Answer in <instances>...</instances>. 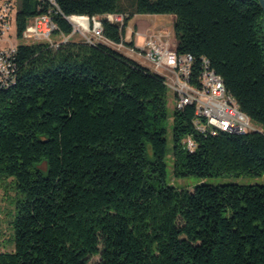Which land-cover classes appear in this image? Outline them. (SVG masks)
Returning a JSON list of instances; mask_svg holds the SVG:
<instances>
[{"label":"trees","instance_id":"obj_1","mask_svg":"<svg viewBox=\"0 0 264 264\" xmlns=\"http://www.w3.org/2000/svg\"><path fill=\"white\" fill-rule=\"evenodd\" d=\"M57 3L56 34L72 33L71 15L114 12L124 21L104 19L111 43L18 46L17 75L0 86V179L11 178L21 197L14 249L0 250V264H264V184L203 182L190 190L166 181L170 154L178 177L264 175L260 1ZM50 4L18 0V34ZM142 13L176 15L177 52L192 53L197 70L209 59L259 124L253 131L205 134L188 104L174 110L169 147L164 74L115 46L128 43V23ZM188 137L194 150L184 145Z\"/></svg>","mask_w":264,"mask_h":264},{"label":"built area","instance_id":"obj_2","mask_svg":"<svg viewBox=\"0 0 264 264\" xmlns=\"http://www.w3.org/2000/svg\"><path fill=\"white\" fill-rule=\"evenodd\" d=\"M49 1V9L34 16L21 35L16 30L17 35L24 40L22 43L49 42L57 48L75 33L111 43L104 35H97V27H103L104 19L119 23L124 21L123 14L114 12L71 15L68 18L74 26L72 33L56 34L58 26L54 16L61 9L57 0ZM15 10L17 19L18 0H0V86L12 82V76L17 75L18 70L16 53L21 42L12 43L11 34ZM140 35L145 37L141 45L137 43ZM175 39L174 32L170 30L163 33L140 32L136 29L131 31L128 43L122 42L115 46L121 51H129V56H139L152 69L164 70L166 84L175 95L176 107L183 108L188 104L196 106V124L200 131L215 135L212 127H207V120L219 121L232 131H253V126L257 125L240 109L235 96L227 90L224 79L215 78V69L211 67L209 59L204 57L197 70L195 56L192 53H178ZM184 145L189 150L197 147L192 137L186 138Z\"/></svg>","mask_w":264,"mask_h":264},{"label":"rangeland","instance_id":"obj_3","mask_svg":"<svg viewBox=\"0 0 264 264\" xmlns=\"http://www.w3.org/2000/svg\"><path fill=\"white\" fill-rule=\"evenodd\" d=\"M124 4H127L129 0H121ZM16 10L13 12V25H12V43L19 44L22 43L24 40L20 38L17 33V24H16ZM138 19L145 21V22H151L155 18L151 17L150 15H139ZM174 19L172 18V14H161L160 17H158L157 22L159 24H164L166 26L172 27ZM136 29H131V31H134ZM151 31H158L165 33V30L163 27H160L158 29H154ZM170 31L174 32L173 29ZM88 35H81L79 33H75L74 35H71L70 38L72 39H78L82 40L86 38ZM131 37V36H130ZM54 39H59L57 37H54ZM140 39V38H139ZM143 39V38H142ZM140 42L142 43V40L140 39ZM125 52V51H124ZM176 108L175 103V95L173 90L169 89L168 93V145L171 148L172 147V115L174 113V110ZM256 123V122H254ZM257 124V123H256ZM259 125V124H257ZM263 129L264 127L261 126ZM148 153L152 155V149L151 145L148 143L147 145ZM168 168H167V175H166V181L169 184H172L179 188H188L190 190H193L197 184L207 182V183H214V184H220V183H229V182H238L243 184H255V183H262L264 184V175L262 176H254L249 174H244L240 176H236L234 174H221L216 176H208V177H201V176H195V175H188V176H175L173 172V155L170 154L167 158ZM43 169H46V164L43 163L41 165ZM21 197V194L18 193L17 189L15 188V183L12 181V179H0V250H13L14 244L12 241V238L15 236V227L13 224V220L15 219L16 213H17V200ZM98 258H95L94 260H97Z\"/></svg>","mask_w":264,"mask_h":264},{"label":"crops","instance_id":"obj_4","mask_svg":"<svg viewBox=\"0 0 264 264\" xmlns=\"http://www.w3.org/2000/svg\"><path fill=\"white\" fill-rule=\"evenodd\" d=\"M139 15H150L151 17H154L155 19L153 21H151V22H145V21H142V20L138 19ZM163 15H165V14H163ZM160 16H161V14H143V13L142 14H135L133 16V18L128 23L127 32H126V40H128L130 38V36H131V29H137L140 32L151 31V30H154V29H158L160 27H163L165 30L173 29L174 23H173L172 27L166 26L164 24H159L157 22V19ZM172 18L175 21L176 15L172 14ZM139 38L142 40V43L140 42ZM144 39H145V37L143 35L138 36L137 43L140 44V45L143 44L144 43ZM125 53L129 55V51H125ZM135 58L139 59L140 61H144L137 55H135ZM157 72H160L161 74H164V70H157Z\"/></svg>","mask_w":264,"mask_h":264},{"label":"bare ground","instance_id":"obj_5","mask_svg":"<svg viewBox=\"0 0 264 264\" xmlns=\"http://www.w3.org/2000/svg\"><path fill=\"white\" fill-rule=\"evenodd\" d=\"M97 35H103L101 27H97ZM86 39L100 41V39H95L93 36H86ZM215 78L221 79V77L216 72H215ZM208 126L213 127V132H216L218 130H224V131H228L232 133H243L241 131H232L231 129H228L227 127H225L224 124L219 123V121H216V120H207V127ZM255 128L256 126H253V130Z\"/></svg>","mask_w":264,"mask_h":264},{"label":"water","instance_id":"obj_6","mask_svg":"<svg viewBox=\"0 0 264 264\" xmlns=\"http://www.w3.org/2000/svg\"><path fill=\"white\" fill-rule=\"evenodd\" d=\"M259 1H260L261 5H262V7L264 9V0H259Z\"/></svg>","mask_w":264,"mask_h":264}]
</instances>
